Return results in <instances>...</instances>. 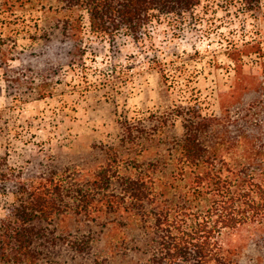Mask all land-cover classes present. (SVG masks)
<instances>
[{"label":"rangeland","instance_id":"obj_1","mask_svg":"<svg viewBox=\"0 0 264 264\" xmlns=\"http://www.w3.org/2000/svg\"><path fill=\"white\" fill-rule=\"evenodd\" d=\"M253 44L261 50L243 57L244 72L263 74L264 86V0L254 11L243 0H202L183 14L157 12L139 40L92 32L87 11L67 0H0V226L22 182L53 175L87 181L115 154L127 172L178 157L173 146L185 132L179 112L216 116L220 138L241 133L248 144L259 136L248 114L264 125V90L236 101L231 90L234 57ZM111 218V244L126 249L145 237L134 216ZM90 227L99 229L84 216L59 223L72 237ZM221 245L231 264H264V222L225 231ZM0 264L16 263L0 248ZM26 264L93 263L78 257ZM112 264L128 260L119 255Z\"/></svg>","mask_w":264,"mask_h":264},{"label":"trees","instance_id":"obj_2","mask_svg":"<svg viewBox=\"0 0 264 264\" xmlns=\"http://www.w3.org/2000/svg\"><path fill=\"white\" fill-rule=\"evenodd\" d=\"M67 1L70 8L87 11L92 32L112 37L126 32L139 40L155 13L183 14L202 0ZM243 1L249 11L260 3ZM260 50L259 44L245 46L234 57L237 79L232 100L241 93L263 94V74L247 75L242 60ZM261 103L257 106L264 110V100ZM176 115L183 117L185 129L173 146L179 156L149 161L145 172L125 171L129 168L124 170L115 154L87 181L75 183L53 175L31 184L22 182L17 202L1 220L3 258L26 264L83 257L101 264L99 256H104L112 264L120 255L128 264H231L223 254L222 234L247 223L264 222V125L248 114L259 136L254 133L245 144L241 133L220 138L221 122L216 116L198 111ZM125 131L129 141H134L132 128ZM68 215L84 216L99 229L90 227L88 233L74 237L73 232L63 233L59 223ZM123 215L134 216L135 225L145 234L134 237L126 249L111 244L116 229L111 217Z\"/></svg>","mask_w":264,"mask_h":264}]
</instances>
